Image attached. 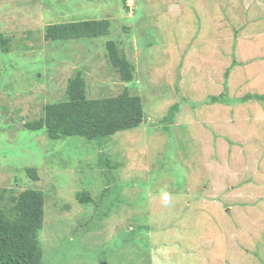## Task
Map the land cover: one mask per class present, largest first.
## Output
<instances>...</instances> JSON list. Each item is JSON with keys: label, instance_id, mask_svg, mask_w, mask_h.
Returning a JSON list of instances; mask_svg holds the SVG:
<instances>
[{"label": "rangeland", "instance_id": "obj_1", "mask_svg": "<svg viewBox=\"0 0 264 264\" xmlns=\"http://www.w3.org/2000/svg\"><path fill=\"white\" fill-rule=\"evenodd\" d=\"M145 2L127 0L134 8L120 15L111 0H0L11 39L0 59V188L43 192L42 264H264V102L206 105L224 86L225 100L264 94V0ZM92 18L110 21L108 36L43 39L51 20ZM107 41L133 64L130 83L107 64ZM77 73L89 100L138 96L141 125L90 145L21 133Z\"/></svg>", "mask_w": 264, "mask_h": 264}, {"label": "trees", "instance_id": "obj_2", "mask_svg": "<svg viewBox=\"0 0 264 264\" xmlns=\"http://www.w3.org/2000/svg\"><path fill=\"white\" fill-rule=\"evenodd\" d=\"M111 1H114L117 8H119L120 15L134 8L128 6L127 0ZM132 2L136 6L135 9L141 3H143V10L148 9V7H145L147 4L145 0H132ZM247 22L252 25L256 20L249 19ZM109 27L110 21L108 19L97 20L92 18L78 21L60 19L57 22L51 20L44 28L43 39L46 42L62 43L90 41L108 36ZM206 40L201 41V43ZM10 41V38H5L0 34V59L2 61L11 50ZM151 43L152 41L147 45H152ZM154 46L156 45L147 46V53L145 48H141L143 55L148 54L149 49L154 48ZM118 48H120L119 43L115 44L113 41L105 43L104 49L106 51L104 54L107 64L115 71L120 82L130 83L134 66L119 52ZM158 50L160 51L159 48ZM227 76L228 71L225 72V77ZM84 83L80 73L71 77L67 82L65 99L45 105L42 118L25 123L21 133L37 134L44 132L46 140L53 143L61 139L77 138L75 140H79L81 138L84 139V142H87V145H90L96 144V142L104 144L106 140L115 137V134L134 130L141 125L144 111L138 96L130 95L125 88L122 94L116 97L89 100L85 95L86 86ZM225 91L226 87L224 86V92L219 97H210L206 105L219 103L244 104L251 100L264 102V94L246 95L241 99L225 100ZM177 109V105H174L169 110L167 119L163 121H171ZM7 130L17 131L12 126L1 128L2 132ZM0 135L3 136V134ZM0 146H3L1 141ZM0 148V155L6 156L9 154L2 147ZM81 155L83 154L77 156ZM105 165L108 166L107 161ZM23 169L32 181L38 179L34 168L23 166L22 171ZM16 170L21 171L20 167H17ZM20 180L19 175L15 176L14 181L19 182ZM77 200L81 204L90 202V198L85 193L77 195ZM46 223V203L43 192L32 188L19 192H15L14 189L0 188V264H42V236L47 235L46 237L49 239V229H46ZM48 224L50 225L49 221Z\"/></svg>", "mask_w": 264, "mask_h": 264}]
</instances>
